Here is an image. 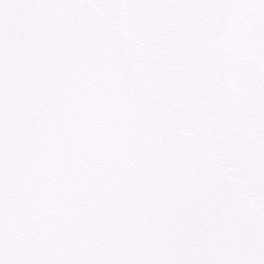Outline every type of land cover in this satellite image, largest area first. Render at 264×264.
<instances>
[{"label": "snow or ice", "instance_id": "obj_1", "mask_svg": "<svg viewBox=\"0 0 264 264\" xmlns=\"http://www.w3.org/2000/svg\"><path fill=\"white\" fill-rule=\"evenodd\" d=\"M0 264H264V0H0Z\"/></svg>", "mask_w": 264, "mask_h": 264}]
</instances>
